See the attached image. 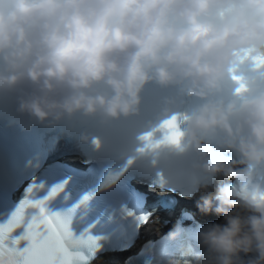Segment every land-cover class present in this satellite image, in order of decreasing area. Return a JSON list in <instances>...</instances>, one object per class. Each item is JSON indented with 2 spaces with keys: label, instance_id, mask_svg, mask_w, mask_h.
<instances>
[{
  "label": "clouds",
  "instance_id": "9594fccd",
  "mask_svg": "<svg viewBox=\"0 0 264 264\" xmlns=\"http://www.w3.org/2000/svg\"><path fill=\"white\" fill-rule=\"evenodd\" d=\"M150 84L203 103L144 132L160 140L176 116L178 147L141 149L198 153V170L233 181L201 186L225 223L185 264H264V0H0V111L23 127L137 116Z\"/></svg>",
  "mask_w": 264,
  "mask_h": 264
},
{
  "label": "snow or ice",
  "instance_id": "6c2138e0",
  "mask_svg": "<svg viewBox=\"0 0 264 264\" xmlns=\"http://www.w3.org/2000/svg\"><path fill=\"white\" fill-rule=\"evenodd\" d=\"M158 130L162 132V139L155 142L154 132L140 137L146 142V147L157 148L161 144L179 146L182 133L178 117L163 121ZM41 187L30 184L25 189L24 199L7 221L0 223V264H86L87 258L73 249L80 245L98 247V238L87 230L77 238L71 219L50 209L49 202L62 191V185L53 187L46 196L38 198L36 193ZM142 219L146 222V217ZM21 226H25L23 233L14 235ZM22 242H26L25 246H21Z\"/></svg>",
  "mask_w": 264,
  "mask_h": 264
}]
</instances>
